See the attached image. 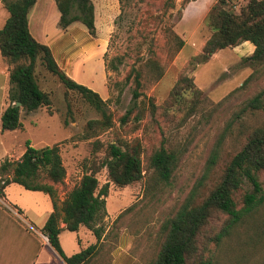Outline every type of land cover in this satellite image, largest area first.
Wrapping results in <instances>:
<instances>
[{
    "label": "rangeland",
    "instance_id": "obj_1",
    "mask_svg": "<svg viewBox=\"0 0 264 264\" xmlns=\"http://www.w3.org/2000/svg\"><path fill=\"white\" fill-rule=\"evenodd\" d=\"M92 1L99 7L93 36L98 33L108 39L105 61L110 96L104 109L98 110L77 91L68 90L39 60L36 77L49 92L51 105L31 112L21 110L23 127L3 131L1 114L10 104L13 66L0 54V166L5 160L18 161L28 141L36 147L57 144L67 169L64 181L56 185L59 201L86 172H95L100 185L110 181L107 216L101 222L103 238L98 241L85 226L78 232L64 229L60 239L65 254L72 256L97 243L98 251L88 264H153L167 238V221L189 198L201 203L252 132L264 127V108L244 110L264 89V61L255 64L248 58L255 51V45L248 42L220 50L195 67L192 59L202 53L212 31L205 21L198 32H192L198 15L187 18L182 26L179 23L184 9L197 0ZM249 1L227 0L224 7L240 13ZM72 12L77 13L76 8ZM8 16L4 0H0V28ZM137 73L142 86L135 100ZM186 77L193 84L182 82L177 87ZM110 144L140 145V181L120 187L110 180L103 166ZM162 147L179 156L168 183L159 180L152 166L153 155ZM12 173V168L8 172L0 169V187ZM259 179L264 188V170ZM251 190L245 182L235 192L238 209H243L244 195ZM53 209L47 193L16 183L8 185L0 194L1 222L8 231L0 232L1 252L17 247L18 236L11 232L21 231V226L30 232L42 230ZM229 222L228 214L213 213L198 237V252L191 264L200 258L213 264H259L264 260V205L245 212L218 240ZM46 237L41 233L40 238L49 242ZM12 257L7 264H17Z\"/></svg>",
    "mask_w": 264,
    "mask_h": 264
},
{
    "label": "trees",
    "instance_id": "obj_2",
    "mask_svg": "<svg viewBox=\"0 0 264 264\" xmlns=\"http://www.w3.org/2000/svg\"><path fill=\"white\" fill-rule=\"evenodd\" d=\"M36 1L4 0L9 16L0 28V54L13 68L9 75L12 85L9 92L10 104L1 114L3 131L23 127L21 110L31 112L51 105L49 92L40 87L36 77L39 60L68 90L77 91L98 110H103L106 105L99 93L71 79L57 64L51 49L33 37L28 15ZM226 1L216 0L205 19L212 34L202 53L192 59L195 67L208 62L218 51L236 47L246 41L255 45L253 55L248 58L255 64L264 61V0H250L240 13L226 9ZM56 3L61 13L59 24L62 29L66 30L74 22H82L92 35L96 34L95 5L92 0H56ZM73 8H76L77 13L72 12ZM117 68L116 66L115 69ZM140 77L141 74L137 73L134 79L135 100L141 95ZM250 78L240 88L245 86ZM182 82L193 84V81L186 77L177 83V87ZM197 92L200 93L201 90L197 89ZM17 102L21 105L18 106ZM262 108L264 89L250 99L244 110ZM105 116L109 122L110 117L106 114ZM103 122L108 126L109 123ZM178 160L177 153L163 147L153 155L152 166L160 181L170 182ZM215 161L216 157L210 163L214 164ZM103 166L108 169L110 180L117 186L124 187L140 181L143 178L140 145L110 144ZM11 168L13 173L3 181L0 194L8 185L16 183L28 190L42 191L50 195L54 209L42 232L47 235L51 246L67 264H88L97 253L98 244H92L72 256H67L61 245L60 235L64 229L78 232L81 226H85L101 241L104 233L101 222L107 216L106 198L109 195L110 181L100 185L95 172H86L80 183L67 193L64 200L59 201L56 185L64 181L67 169L57 144L36 147L28 141L26 150L18 161L12 163L5 160L0 166L4 172ZM263 170L264 127L252 132L244 147L226 166L220 182L201 203L195 204L193 197L189 198L175 217L167 221V238L153 264H191L190 259L196 257L198 252V237L215 211L230 217L229 224L217 235L220 240L229 232L230 227L240 221L245 212H252L264 205V188L259 179V172ZM245 182L250 183L252 190L244 195L243 209H238L234 194ZM61 222L65 223V227H61ZM196 262L213 264L203 258Z\"/></svg>",
    "mask_w": 264,
    "mask_h": 264
},
{
    "label": "crops",
    "instance_id": "obj_3",
    "mask_svg": "<svg viewBox=\"0 0 264 264\" xmlns=\"http://www.w3.org/2000/svg\"><path fill=\"white\" fill-rule=\"evenodd\" d=\"M215 3L216 0L193 2V5L184 9L179 26H182L187 18L198 15L197 26L192 30L198 32L199 27L205 22L210 7ZM98 11L99 7L95 2L96 26ZM105 12L109 14L111 10L107 8ZM60 17L56 0H37L28 15L31 34L51 49L57 64L71 79L93 89L106 100L110 96L105 61L108 39L100 37L98 33L97 36H93L82 22H74L64 30L59 24ZM61 227H65V223L61 222ZM20 228L21 231L11 232L18 236L17 247L14 250L6 249L2 252L0 250V264H7L9 258H13L12 255L15 256L17 264H67L49 242L40 238L42 230L34 229L32 233L23 226ZM0 230L1 233L8 232L5 222H1V217ZM259 264H264V260Z\"/></svg>",
    "mask_w": 264,
    "mask_h": 264
},
{
    "label": "water",
    "instance_id": "obj_4",
    "mask_svg": "<svg viewBox=\"0 0 264 264\" xmlns=\"http://www.w3.org/2000/svg\"><path fill=\"white\" fill-rule=\"evenodd\" d=\"M17 105H18V106H20V105H21V103H20V102H17Z\"/></svg>",
    "mask_w": 264,
    "mask_h": 264
},
{
    "label": "built area",
    "instance_id": "obj_5",
    "mask_svg": "<svg viewBox=\"0 0 264 264\" xmlns=\"http://www.w3.org/2000/svg\"><path fill=\"white\" fill-rule=\"evenodd\" d=\"M46 239L49 240L48 237H46Z\"/></svg>",
    "mask_w": 264,
    "mask_h": 264
}]
</instances>
